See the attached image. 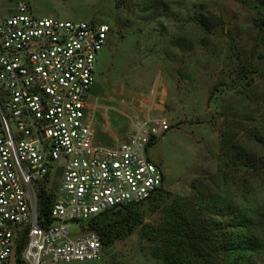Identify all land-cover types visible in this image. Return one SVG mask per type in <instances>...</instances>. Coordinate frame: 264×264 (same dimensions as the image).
<instances>
[{
    "label": "rangeland",
    "instance_id": "1",
    "mask_svg": "<svg viewBox=\"0 0 264 264\" xmlns=\"http://www.w3.org/2000/svg\"><path fill=\"white\" fill-rule=\"evenodd\" d=\"M18 2L36 18L111 28L88 93L100 107V142L126 133L131 107L141 117L167 119L169 130L148 150L165 180L162 192L136 208L145 223L171 225L183 206L205 199L246 209L248 217L264 213V0H0V20ZM156 84L164 90L156 95L162 109L151 94ZM200 218L207 223L210 216ZM79 225L69 223L72 236ZM253 233L264 242V231ZM155 248L135 228L101 261L58 264H157ZM210 254L204 256L220 260ZM249 263L264 264V254Z\"/></svg>",
    "mask_w": 264,
    "mask_h": 264
},
{
    "label": "built area",
    "instance_id": "2",
    "mask_svg": "<svg viewBox=\"0 0 264 264\" xmlns=\"http://www.w3.org/2000/svg\"><path fill=\"white\" fill-rule=\"evenodd\" d=\"M110 31L105 23L36 18L24 2L0 20V264L101 261L99 236L79 223L146 202L163 187L162 168L147 152L169 130L165 117L131 107L124 135L97 137L100 107L88 93ZM160 87L151 94L162 109ZM40 190L53 196L46 218ZM69 223L79 225L74 236Z\"/></svg>",
    "mask_w": 264,
    "mask_h": 264
},
{
    "label": "trees",
    "instance_id": "3",
    "mask_svg": "<svg viewBox=\"0 0 264 264\" xmlns=\"http://www.w3.org/2000/svg\"><path fill=\"white\" fill-rule=\"evenodd\" d=\"M259 29L260 41H264L263 13L259 15ZM246 69L249 71V68ZM162 191L163 187L158 193ZM52 200L51 193L40 190L38 209L45 218ZM198 203L196 208L191 207L196 212L185 205L179 214V221L159 228L143 221L136 209L142 203L115 207L86 221L85 231L99 236L104 251L127 238L135 228H140L145 239L158 248L151 252L157 264H250L249 258H258L264 254V242L258 234L253 233L264 231L262 210L250 215V218L248 215L251 213L246 209H237L228 202L205 199ZM203 213L210 216L207 223L201 222L200 216ZM213 216L218 217L216 219ZM192 220L193 223L190 222ZM202 243L206 245L201 246ZM205 253L219 254L220 260L213 261L212 257L209 260L204 256L209 254Z\"/></svg>",
    "mask_w": 264,
    "mask_h": 264
},
{
    "label": "crops",
    "instance_id": "4",
    "mask_svg": "<svg viewBox=\"0 0 264 264\" xmlns=\"http://www.w3.org/2000/svg\"><path fill=\"white\" fill-rule=\"evenodd\" d=\"M149 149H150V148H149ZM149 149H148V150H149ZM147 153H148V152H147ZM148 157H149V154H148ZM149 158H150V157H149ZM150 159H151V158H150ZM151 160H152V159H151Z\"/></svg>",
    "mask_w": 264,
    "mask_h": 264
}]
</instances>
